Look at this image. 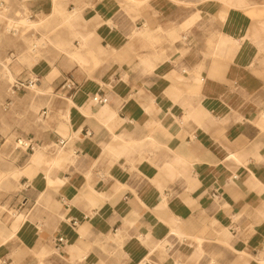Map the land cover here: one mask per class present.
Segmentation results:
<instances>
[{"label":"crops","instance_id":"1","mask_svg":"<svg viewBox=\"0 0 264 264\" xmlns=\"http://www.w3.org/2000/svg\"><path fill=\"white\" fill-rule=\"evenodd\" d=\"M11 1L43 46L17 45L30 67L7 81L23 94L1 114L18 187L0 218L29 221L0 257L264 264V0Z\"/></svg>","mask_w":264,"mask_h":264},{"label":"rangeland","instance_id":"2","mask_svg":"<svg viewBox=\"0 0 264 264\" xmlns=\"http://www.w3.org/2000/svg\"><path fill=\"white\" fill-rule=\"evenodd\" d=\"M0 2L2 3V4L0 3V53L2 52L5 53L3 57L6 58V52L10 51L11 48H15L14 49L15 51L13 50V52L15 53V56L17 58L16 61L11 62L9 58L3 61L0 56V81L1 83L2 82L4 83L3 85L1 84L0 86V121H1L2 120L1 114L3 112H6L5 99L9 97L12 98V96L15 97L16 95L22 96L23 94L21 92L12 95V92H10L11 91L10 83L7 82L4 70L6 67L10 68L16 62H22L21 57H23L22 56L23 49H18L17 45H20L21 43L27 44L26 40H28L29 39L28 37L31 36L30 33L34 30H37L38 27L41 26V24L37 23L39 22L40 19L37 20L28 19L27 14L20 10V5L16 3V1L12 2L11 0H0ZM4 6H6V8H4ZM13 23L14 25H19L20 29L15 34L10 35V33H8L7 30L9 29V26L11 25L13 26ZM19 23H21V25ZM29 41H30L28 43L29 48L26 47L25 50H30L31 48L34 47L33 45H35L34 49H38L43 46V40H40L42 42L36 41L34 44H32L34 39L31 38L29 39ZM22 64H25V66L30 67L27 62L25 63V61H23ZM4 65H6V67H4ZM35 90L36 87L34 89L28 90L27 92L31 93L32 95H35L36 94ZM35 112H37V110H35ZM7 132L8 131L0 130L2 136L5 137V143L2 146H0V166L2 168L7 166L10 162L9 160L10 159L9 153L11 150L10 144L12 142L11 140L13 138V135L16 134L13 133L9 137V135H7L8 134ZM17 187L18 186L14 187L12 190H5L0 186V193L4 192L6 195H8L5 199H8L10 194L14 192L17 189ZM0 200H2V194L0 195Z\"/></svg>","mask_w":264,"mask_h":264},{"label":"bare ground","instance_id":"3","mask_svg":"<svg viewBox=\"0 0 264 264\" xmlns=\"http://www.w3.org/2000/svg\"><path fill=\"white\" fill-rule=\"evenodd\" d=\"M4 8H6V6H4ZM69 16H70V14L65 13L63 15V18H62L63 21L66 22L68 20ZM8 21H9V19H8ZM19 24L21 25V23H19ZM22 24H24V23H22ZM9 25H10V23H9ZM11 27H14L15 29H18V25H14V23H13V26L12 25L9 26V28H11ZM40 42H42V41H40ZM34 50H33V52H34ZM37 64H38V62H37ZM4 67H6V65H4ZM4 72H5V76H6L7 81L12 82L13 75H12L11 69L6 67ZM10 92H12V94H13L12 90ZM39 149H40V147H38L34 151V153L37 152ZM15 172L16 171H14V170H12L10 168H6V169H1L0 168V186L2 188H4L5 190H8L10 187L13 186V182L11 181V178L14 179ZM28 221H29V218H28V215H27L26 211H23V212L19 213V212H15V211H12V210H8L7 211V215H5L2 219L0 218V246L6 245L7 243H10V242H13L15 239L17 240L18 239V235H17L18 231L23 226H26Z\"/></svg>","mask_w":264,"mask_h":264},{"label":"built area","instance_id":"4","mask_svg":"<svg viewBox=\"0 0 264 264\" xmlns=\"http://www.w3.org/2000/svg\"><path fill=\"white\" fill-rule=\"evenodd\" d=\"M7 30V29H6ZM8 33L10 34H14L17 32V29H15L14 27H11L7 30ZM9 57L11 58L12 55H9ZM34 83V80H27L26 84H24L23 82H14L12 84V88H20V87H25V86H31ZM92 101H94L95 103H99V104H103L107 101V98L103 95H99L97 93L93 94L91 96ZM58 144L62 145L63 142H58ZM38 148V146L36 144H34L33 142H31L30 140H27L25 138H16L15 143H14V149H20V150H25V151H30V152H34L36 149ZM25 188L29 187V185H25ZM24 201H22V204L19 206H23ZM18 207V208H19ZM16 210H12V211H17ZM55 247L58 249V247L60 245H62L64 243V238L62 236H57L53 239ZM0 264H14L10 258L8 257H0Z\"/></svg>","mask_w":264,"mask_h":264}]
</instances>
